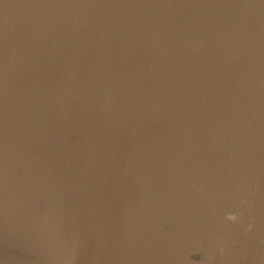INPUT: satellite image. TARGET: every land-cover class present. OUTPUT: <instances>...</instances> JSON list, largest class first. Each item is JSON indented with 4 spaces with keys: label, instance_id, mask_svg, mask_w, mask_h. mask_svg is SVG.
I'll return each instance as SVG.
<instances>
[{
    "label": "water",
    "instance_id": "95a60500",
    "mask_svg": "<svg viewBox=\"0 0 264 264\" xmlns=\"http://www.w3.org/2000/svg\"><path fill=\"white\" fill-rule=\"evenodd\" d=\"M0 264H264V0H0Z\"/></svg>",
    "mask_w": 264,
    "mask_h": 264
}]
</instances>
